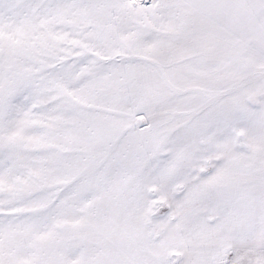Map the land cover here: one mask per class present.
Here are the masks:
<instances>
[{"label": "snow or ice", "instance_id": "1", "mask_svg": "<svg viewBox=\"0 0 264 264\" xmlns=\"http://www.w3.org/2000/svg\"><path fill=\"white\" fill-rule=\"evenodd\" d=\"M0 264H264V0H0Z\"/></svg>", "mask_w": 264, "mask_h": 264}]
</instances>
